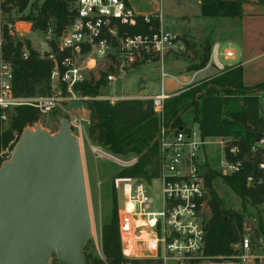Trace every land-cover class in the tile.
Returning <instances> with one entry per match:
<instances>
[{"label":"built area","instance_id":"built-area-1","mask_svg":"<svg viewBox=\"0 0 264 264\" xmlns=\"http://www.w3.org/2000/svg\"><path fill=\"white\" fill-rule=\"evenodd\" d=\"M71 6V22L54 41L55 49L47 48L46 55L41 57L52 64L49 91L44 96L13 94V66L2 56L0 35V109L29 106L40 117L57 110L67 112L69 104L89 99L79 96L75 87L86 82L90 74L97 80L105 73L109 84L142 64L156 61L163 65L167 55L186 49L179 45L177 34L160 28L159 15L137 14L126 0H73ZM141 26L146 27L145 32L131 33ZM223 55L230 59L234 52L226 50ZM218 56L219 47L214 45L208 65L223 70ZM22 58H27L26 50ZM248 95L256 99L258 116L264 119V89H249ZM169 97L163 88L157 95L137 99L150 101L161 121L163 104ZM96 99L110 105L132 100L124 93ZM68 124L71 134L79 141L89 121L70 115ZM211 138H215L221 154L218 172L231 176L245 171L247 188L264 187V134L253 138L242 151L232 144V137H226L224 143L222 137L203 138L197 128L170 131L160 126L156 138V177L150 181L116 177L112 180L113 189L123 196L116 215L125 260L159 264L169 261L174 264H264V256L253 253L250 227L246 224L245 234L235 245L233 255L210 257L204 253V217L209 212L205 157L209 150L207 139ZM135 161L134 158L132 165Z\"/></svg>","mask_w":264,"mask_h":264},{"label":"trees","instance_id":"trees-1","mask_svg":"<svg viewBox=\"0 0 264 264\" xmlns=\"http://www.w3.org/2000/svg\"><path fill=\"white\" fill-rule=\"evenodd\" d=\"M29 0H3L0 2V12L6 13L13 7L22 9ZM73 0H44L35 8L36 15L27 19L33 30L46 31L48 22L54 21L56 37L71 22ZM241 1L233 0H203L201 5L202 17H240ZM157 25H155V29ZM146 27L131 30L132 34L143 33ZM7 32L4 33V44L1 52L3 58L13 66L12 91L17 97L44 96L49 91V76L52 68L50 61L41 58L37 53L26 49L27 58H22V48L19 42L12 43ZM186 48L191 47L185 42ZM49 46L55 49V44ZM192 53V52H191ZM211 47L205 53V63L196 69H203L209 60ZM191 68V67H189ZM215 93L225 90L230 99L206 98L201 89L171 95L164 101L162 119L153 112L151 102L132 99L110 105L107 101L97 100L101 87L107 86L106 74L101 73L99 79L90 78L75 87L81 97H88L86 107L89 112L88 137L94 146L103 147L112 155L126 156L132 154L136 161L126 169H122L116 178H138L150 181L157 175L156 168V138L160 126L175 131L180 126L179 117L183 111L194 106L193 122L203 138L232 137L233 145L246 150L251 140L264 134V119L258 116L257 101L248 95L249 88L242 83V67H228L212 79ZM258 87L264 88V84ZM199 102L196 104L194 98ZM0 109V147L11 138L14 131L21 133L23 129L34 126L39 119L38 111L29 106L14 109L9 116V126L2 129ZM166 127H165V126ZM188 130V129H184ZM246 172L225 176L223 179L231 190L243 202H249L253 208H259L264 203V187L247 188L245 186ZM213 171L206 173V186L209 194V212L204 217L205 237L204 253L210 257L231 256L235 253L236 245L244 228L242 213L225 210L212 187ZM117 205H113L111 220L100 230L101 252L104 260L88 258L87 264H159L148 260L127 261L123 258L117 223ZM209 215V218H207ZM257 234L264 238V218H258ZM51 264H56L55 260Z\"/></svg>","mask_w":264,"mask_h":264},{"label":"rangeland","instance_id":"rangeland-1","mask_svg":"<svg viewBox=\"0 0 264 264\" xmlns=\"http://www.w3.org/2000/svg\"><path fill=\"white\" fill-rule=\"evenodd\" d=\"M43 1L44 0H29L27 5L22 9L13 7L6 13H0V35L3 39V44L4 33L6 31L7 35L12 39L10 40L12 43L16 44V42H19L22 51L30 49L40 57L46 55L47 48H50V42L54 43V41L61 36V34L58 37L55 36L54 21L50 20L48 22V27L45 32L33 30L32 24L27 21L28 18L36 15L35 8L39 7ZM162 3L163 26L176 34L179 26L181 28L182 25L180 16L176 12L179 3L176 0H162ZM183 5H186V10H188L191 16L196 14L199 15V10L195 7V0H184ZM199 19H201L200 16L199 18L193 17L192 25L194 27L201 24ZM203 20L205 22L213 21L212 19L206 18H203ZM181 38H184V36H178V39L182 42L179 45L186 48L183 44V39ZM201 42L202 41H199V43ZM190 43L192 44L191 41ZM193 48L196 51H193ZM209 48L210 45L207 43H203V45L201 44L200 48H197V44H192L191 51L189 48H186L183 52L176 51L167 55L164 58L163 65L160 62L155 61L128 70L119 75L115 82L107 83V86L101 87L97 98L115 95L119 92H124L127 97L132 99L159 94L162 89V72L168 73L174 71L180 72L174 80L177 81L181 77H187L188 82L183 83L178 90L169 94V96L201 89V94H204L206 98L216 99V97H220L223 100L225 98L230 99L236 97L229 95L230 93H227L225 90L217 93L213 91L214 88H212L211 84L213 81L212 79L218 76L221 71L215 70V67H209L208 59L203 68L208 70H205V72L196 76V72L202 70L196 68L202 63H205V53ZM221 52L222 48L219 51V54ZM189 59L191 61H189ZM218 59L222 61L221 56L218 57ZM186 61L190 62L189 67L191 68L187 67ZM90 75L89 79H95L92 76L93 74ZM88 100L89 99L76 101L69 104L66 107L67 112L57 110L46 117L39 116L38 122L34 126L39 125L41 129L47 131L50 135H53L59 129V122L61 119H68L70 115L85 118V111L87 109L86 101ZM194 101L196 104L201 103L196 97L194 98ZM13 112L14 109L3 111L2 116H4V119H1L2 129L8 128V117L11 116ZM193 117L194 106H189L180 115V126L176 127L175 131L197 128V124L193 122ZM34 126L30 128H34ZM87 129L88 125L85 124L86 133L79 140L91 223V238L83 249V256L85 255L88 258H99L104 260L101 252L100 230L104 224L111 220L114 203H116L117 208L120 207L123 198L119 190L113 189L112 180L113 178L120 176L122 169L132 166V161L135 156L132 154L116 156L112 155L103 147L94 146L88 137ZM21 133L14 131L10 140L4 146L0 147V167L3 162L9 160L10 152L17 144ZM220 139L224 141V143L227 141L226 137ZM207 143V150H209L205 157L206 168L208 171H213L216 175L212 179V187L220 199L222 208L225 210L236 211L244 215V223L250 227L249 234L252 239L253 253L258 256H264V238L257 234L258 218H264V203L261 204L258 209L253 208L249 202H243L241 198L231 190L223 179L225 176L218 172L221 154L218 147L215 145V138L207 139ZM115 159L121 163L117 162ZM154 185L155 188H157L156 183ZM207 218H209V215ZM243 234H245L244 230L241 233V237ZM233 247L235 249L236 246L234 245ZM166 264H174V262L169 261Z\"/></svg>","mask_w":264,"mask_h":264},{"label":"water","instance_id":"water-1","mask_svg":"<svg viewBox=\"0 0 264 264\" xmlns=\"http://www.w3.org/2000/svg\"><path fill=\"white\" fill-rule=\"evenodd\" d=\"M187 77L167 79L172 94ZM91 223L83 161L68 119L23 129L0 167V264H87Z\"/></svg>","mask_w":264,"mask_h":264},{"label":"crops","instance_id":"crops-1","mask_svg":"<svg viewBox=\"0 0 264 264\" xmlns=\"http://www.w3.org/2000/svg\"><path fill=\"white\" fill-rule=\"evenodd\" d=\"M2 1L3 0H0V2ZM126 1L137 14L159 15L160 28L168 30V28L163 26L162 22V0ZM176 1L179 3L176 12L180 16L182 22L181 28L179 26L176 34L178 36H184V38L181 39H183V44L185 46V42H187L191 48L192 44H197V48H200L201 44L207 43L210 45L211 49L214 45H217L219 51L222 48V52L218 56L222 57V61L218 59V62L223 67V70L228 67L241 66L242 83L244 87L252 89L264 84V0H233L242 2L241 16L216 18L201 16V5L203 0H195V7L199 10V15L196 14L194 16H191L188 10H186V5H183L184 0ZM199 16L201 18L199 19L201 24L194 27L192 25V19L193 17L199 18ZM203 18L212 19L213 21L205 22ZM199 41L202 42L199 43ZM192 50L196 51L194 48ZM226 50L234 52L232 58L227 59L223 55V52ZM189 61L191 60L189 59ZM189 61H186L187 67L190 66ZM209 67H213V65ZM214 69L218 70L216 68ZM205 70L208 69H202L196 72V76L202 74ZM179 73L180 72L177 71L168 73L162 72L161 76L163 79H161V88H164L167 79H175ZM88 114L89 112L86 109L85 119H88Z\"/></svg>","mask_w":264,"mask_h":264}]
</instances>
